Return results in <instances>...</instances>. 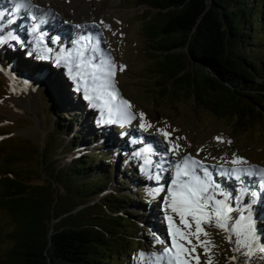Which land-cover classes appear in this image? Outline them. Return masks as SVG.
Listing matches in <instances>:
<instances>
[{
	"label": "trees",
	"instance_id": "16d2710c",
	"mask_svg": "<svg viewBox=\"0 0 264 264\" xmlns=\"http://www.w3.org/2000/svg\"><path fill=\"white\" fill-rule=\"evenodd\" d=\"M139 1L146 7L140 21L147 48L173 87L168 91L164 81L154 88L148 77L133 74L141 103L150 107L178 95L196 109L237 120L238 129L264 121V0ZM46 99L53 119L43 150L33 149L39 175L0 171V209L15 224L8 235L15 248L0 264H129L148 244L135 236L127 209L133 198L123 193L128 184L118 181L107 193L117 176L108 170L111 155L89 151L92 135L82 124L75 130V118L65 120L70 110L57 91ZM59 153L69 155L62 166L53 160ZM34 177L44 183L33 184Z\"/></svg>",
	"mask_w": 264,
	"mask_h": 264
},
{
	"label": "rangeland",
	"instance_id": "374dc122",
	"mask_svg": "<svg viewBox=\"0 0 264 264\" xmlns=\"http://www.w3.org/2000/svg\"><path fill=\"white\" fill-rule=\"evenodd\" d=\"M28 2L37 4V7L42 8L45 14L51 13L49 17L51 21L57 20L61 26H69L73 30L77 29V25H79L80 28L92 31V33L96 32L101 36L104 49L100 53L96 52L97 54L92 53L89 49L90 54L86 55L96 54L99 59L93 61L94 63H99L101 59H106L109 56L113 58L117 65L116 88L120 96L133 105L131 111L137 118L131 124L124 126L119 123L98 124L97 121L101 119L99 110L89 106V102L84 99L82 89L79 92L76 91V84L68 76L66 67H63V71L59 72L51 66L52 64L42 61L40 64H30L26 59L24 60L29 56L28 40H26L27 45L19 46L17 44L13 48L12 45L2 47L0 44V69H3L1 73L4 76L9 72L23 83L27 80V92L29 89L31 93L27 101H19L16 97L15 87L10 80L11 77L0 75V141H2L0 153L3 152L4 155L0 171L15 173L13 169L16 168L21 173L20 175L23 173L28 174V177L39 175L38 156H35L33 149L36 152L43 150L53 119L47 112L48 101L46 98L47 95L54 98L57 91L64 104L67 105V107L64 105V108L70 110L67 113L64 112L65 120L68 122L75 118L77 122L75 130L81 126L80 120L83 121L87 132L92 135L93 141L88 146L89 151L98 148V152H107L111 155L112 163L108 170L110 169L111 173L117 174V176L110 184L111 187L107 193L117 186L118 181L125 180L128 184L123 193L132 195L133 198L127 209L131 214V219L137 224L135 236L144 244H148L146 250H136L133 253L129 264H149L147 258L139 256L140 252L148 254L162 252L165 247L171 245L165 214L162 211V200L166 193H160L155 199L150 195L152 190L160 185L170 186V179H162L158 184L155 179L149 180L145 173L150 168L153 176L159 171L162 176L168 174L170 177L174 171L172 162L179 159L173 153L165 155L166 149L171 145L160 135L158 130L165 129L171 133L172 142L180 145L181 156L191 154L195 160L202 162L203 167L209 168L213 176H219V172L222 171L220 173L222 175L224 170L230 173L233 167L246 168L251 165L264 167V126H259L260 124L264 125V121L260 120V124L255 121L250 128L244 122L243 129H238L237 120L233 122L232 119H222L211 111L196 109L190 99H184L178 95L176 97L169 95L167 99L157 101L150 107L141 103L131 79L133 74H138L142 78L148 77L154 88L157 87L156 82L166 81L165 75L160 73L159 61L161 59L155 56L151 57L147 48L148 39L142 32V22L140 21L146 16V7L141 1L28 0ZM101 21L104 23L101 24ZM76 34L77 31L74 35ZM88 37L91 41V35L88 34ZM2 49H6L7 54ZM259 53L264 55V49L260 48ZM119 66H124V70L120 71ZM3 78L9 83L10 89L9 87L7 89V83ZM166 88L170 92L173 90L171 81H166ZM130 93H134V98ZM68 101L70 104L67 103ZM140 112L145 114V122L151 124L148 131L139 128ZM245 130L246 132H244ZM130 134L138 138L134 142L129 138L126 144L124 139ZM217 137L220 139L218 140ZM144 141L145 143L150 142L153 147L152 152H148L151 153L150 156L156 152L155 157L148 160L151 161V164L147 167L144 160L145 154L143 155L145 151L138 149L141 147V142ZM48 142L51 144L50 139ZM131 143L135 144L132 146L134 148L132 152L131 148H128V146L131 147ZM28 148L32 150L33 157L29 155ZM134 152H140L142 155L137 157ZM68 157L69 155L59 153L53 160H58V165L62 166ZM15 158L17 160L12 164L11 161ZM234 158H243L248 163L233 165L231 161ZM101 163L106 165L105 161ZM161 165L163 170H161ZM142 167L145 168V172L141 171ZM36 171L37 173H34ZM199 174L203 175L202 169L199 170ZM22 177L24 176L22 175ZM43 178L36 179L34 177L32 183L43 184ZM234 181L236 185L232 181V185L219 186L221 190H227V193L231 195L230 201L233 206L239 207L237 206L238 202L242 199L246 203L247 196L244 194L249 193L243 191V195H240L241 193L238 192L239 181L235 179ZM227 183L228 179L224 181V184ZM252 183L254 184V181ZM255 183L258 185L257 181ZM231 190L233 192H229ZM1 192L2 187L0 186ZM260 204L261 201L257 206L252 204V210L255 211L257 235L264 238V216H262ZM241 214V211L238 212L234 220L238 219ZM175 219L178 222V217ZM14 228L15 224L11 214L0 209V263L4 262L8 254L15 248V241L8 237ZM143 230L147 231L148 240L145 239L146 235L143 234ZM207 231L210 233V239L216 245L212 250V264H264V256L259 251V243L249 257L242 254L243 249L240 252L233 251L234 245L228 242V234L223 230L211 227ZM155 237H159V240L164 243H157ZM263 238L262 243H264ZM198 251L202 253L201 249ZM233 255L237 257L236 261L230 259ZM206 259L207 257L201 254V264H205Z\"/></svg>",
	"mask_w": 264,
	"mask_h": 264
},
{
	"label": "snow or ice",
	"instance_id": "6c2138e0",
	"mask_svg": "<svg viewBox=\"0 0 264 264\" xmlns=\"http://www.w3.org/2000/svg\"><path fill=\"white\" fill-rule=\"evenodd\" d=\"M14 5L17 13L30 6L28 0H20V2L14 0ZM2 18L3 13L0 12V19ZM31 18L33 21L36 20L34 15ZM77 27L80 26L77 25ZM39 30L40 25L34 24L33 32H39ZM0 31H3L2 27H0ZM9 39L22 44L19 37L13 34H9L7 37L0 35V44L8 43ZM89 40L90 37L81 36L79 41L74 42V44H80L79 47H74L71 51L59 49L56 63H62L68 69V76L76 84V91L79 92L82 89L84 99L89 102V106L99 110L101 119L97 121L98 124L119 123L121 126L131 124L137 117L131 111L133 105L123 99L116 88L117 65L111 56L101 59L99 63H94L95 55L87 56L88 45L80 43ZM43 41L44 36L41 34L36 43L40 44ZM58 41L59 37L52 39L53 43ZM90 50L93 53L99 51L97 47ZM47 51L51 53L53 49L47 48ZM43 58L48 59L49 57ZM119 70L123 71L124 66H119ZM24 83L28 84V81L25 80ZM139 118L141 121L139 128L148 131L151 124L145 122L146 117L143 112L139 113ZM158 131L171 145L166 149L165 155L173 153L179 157L172 162L174 175L171 178L170 186L160 185L150 194L155 199L160 193H166L162 200V211L165 214L171 245L165 247L162 252L151 254L140 252L139 256L147 258L149 264H201V254H203L207 257L205 264H212V250L216 245L210 239L207 229L215 227L228 234L227 239L234 245V252H240L243 249L242 254L250 257L259 242L252 205H246V214L242 213L238 219L234 220L232 217L233 207L230 203L231 195L220 190V186L209 179L208 169L203 167L201 161L195 160L191 154L180 155V145L172 142L170 132L165 129ZM217 139L220 138L217 137ZM134 155L140 157L142 153L137 152ZM231 163L243 165L248 162L243 158H234ZM150 164L151 161H145L146 167ZM200 169H202L203 175L199 174ZM161 170H163L162 165ZM141 171L145 172V168L142 167ZM145 174L149 180L155 179L158 184L163 179L159 171L153 176L150 168ZM230 174L237 181H242L245 175L259 174L262 183H264V169H257L256 166H250V169L233 167ZM217 195L222 198L217 199ZM251 196L255 198L256 193L252 192ZM176 217H178V222ZM155 239L157 243H164L159 240V237H155ZM198 249H201L202 253ZM259 250L264 252V243H260ZM230 259L236 261L237 257L233 255Z\"/></svg>",
	"mask_w": 264,
	"mask_h": 264
},
{
	"label": "bare ground",
	"instance_id": "6f19581e",
	"mask_svg": "<svg viewBox=\"0 0 264 264\" xmlns=\"http://www.w3.org/2000/svg\"><path fill=\"white\" fill-rule=\"evenodd\" d=\"M10 2H11V0H4V1L0 0V9L6 11V13H8L9 10H10V7H12V5H10ZM41 3H42V1L40 2V4ZM29 5H30L28 7L29 10H34L35 13L38 15V17L40 19L39 24L43 27V33H42V35L44 36V41L51 42L50 47H47V48H52L53 51L51 53H49L47 51V49L45 48L44 44H42V43L37 44L35 42L33 45L31 44L30 40H33V39H31V37H28L27 36V31H28L27 28H28L29 22L26 19H24V22H25V26L27 25V28H25V26L23 28H21V27H18V28L10 27V30H13V35L19 37V39L22 42V44L21 43H17L16 41H13V40H10L9 39L8 43L1 44V46H3V47L4 46H9L10 47V45H12V48L15 47V45H17V44H19V46H21V45L23 46V45H27L26 44V40H28L29 41V44L27 46L29 48L28 50H29V53L30 54H29L28 58H24V60L26 59L27 62H29L30 64H40L42 62L48 63L50 65L52 64L51 66L54 69H56L57 71L61 72V71H63L62 68L65 67V66L62 63L61 64H57L56 63V57L58 55V50H59L58 47L63 46V47H65L64 49L67 50V48L69 47V46L67 47V45L69 43H72L73 42V39H75V37H81V36H87L88 37V34L86 35L85 30H82L81 33L74 35L75 34V31H73L74 29L72 30L69 26H64V25L61 26V24L57 20L51 21V19L49 18L51 16V13H48V14L46 13L45 14V11H43L42 8L37 7V4L29 3ZM56 19H58V18H56ZM0 27L3 28V31H0V35H3L5 37H7L9 35V31H10L8 29V26L5 25L4 23H0ZM55 37H59V41L56 42V43H53L52 42V39L55 38ZM86 44H89L88 45L89 49H91L93 47H97L99 49V47L96 45V43H94L92 40L91 41L90 40L89 41H86ZM46 45L49 46V44H46ZM2 51H5L6 54L8 52L6 49H2ZM25 51H26V49H25ZM100 51H102V49H99V51H97V52L100 53ZM87 52L89 53V51H87ZM96 54H93L96 57V59L94 61H97L99 59V57ZM45 56H47L49 58L48 59H44L43 57H45ZM89 57H91V56H89ZM36 69H38V68H36ZM8 73H6L5 75L11 77L10 80L12 81L13 86L15 87L17 99L19 101H21V102L27 101L28 98L30 97L31 93H30V90L29 89H28L29 92H27L26 84L23 83V82H21L19 79L13 77L10 73H9V75H7ZM67 74H68V72H67ZM58 76H59V74H58ZM129 138L132 140V142H134V140L137 139L138 137H135V135H133V134L131 135L130 134L129 136L125 137V139H124L125 142L126 141L128 142V139ZM127 142H126V144H127ZM134 145H135L134 143H131V145H130L131 146L130 147L131 148V152L134 150V148L132 147ZM140 146L141 147L138 148V149L140 151H143V152L148 147L147 154H149L148 152H152V150H153V147H152V145H150V142H147V143H145V141H144V143L141 142V145ZM118 147H120V146H118ZM134 153H136V152H134ZM144 154L145 153H143V155ZM147 156H149V155H147ZM207 169H208V172L210 174L209 179L213 180L215 184L220 185V186L223 185L224 187H226L228 185H232V181H233L234 184L236 185V183L234 181V177L229 173V171H226L222 175H220V173H222V171H221L218 174L219 176H216V175L213 176V173L210 172L209 168H207ZM173 175H174V171L172 173V176ZM172 176L169 177L168 174H166V175L164 174L163 175V179H170V181H171ZM227 179H228V183L227 184H224V181L227 180ZM252 181H254V184L252 183ZM255 181H257V180H255L254 177L249 178V179H246L245 176L243 177L242 181H239V183H238V187H239L238 192L241 193L240 195H243V191L244 192H248L250 195L249 194H244V196H247V202L244 203V200L241 199V201L238 202L239 205H237L239 207L233 206V204L230 201V203L232 204V207H233V212H232L233 219L237 217L238 212H240V211H241V213L246 214L245 213V206L246 205H248V204H251L252 205L253 204V205L257 206L260 201H261L260 210L263 213L262 216H264V209H263L264 208V190H263L264 189V183H260L259 186H258L255 183ZM254 186L256 188H253ZM261 190H262V192H261ZM225 192H227V190ZM229 192H233V191L231 190ZM252 192H255L256 193V197L255 198H253L251 196V193ZM221 198L222 197H220L219 195H217V199H221ZM252 212H253V217H254L255 211L252 210ZM254 219H255V217H254ZM257 236L260 238V240L258 242L259 243L258 245L260 246V243H262L263 236H261V235H257ZM263 241H264V238H263ZM262 253H263V256H264V252H262Z\"/></svg>",
	"mask_w": 264,
	"mask_h": 264
},
{
	"label": "water",
	"instance_id": "95a60500",
	"mask_svg": "<svg viewBox=\"0 0 264 264\" xmlns=\"http://www.w3.org/2000/svg\"><path fill=\"white\" fill-rule=\"evenodd\" d=\"M0 75H2V77L5 76V75L3 76V74L1 73V71H0ZM3 79H4V78H3ZM4 80H5V79H4ZM5 81H6V80H5ZM9 81H10V80H9ZM6 83H7V89H8V87H9V83H8L7 81H6ZM10 88H11V87H9V89H10ZM3 136H4V134L2 135V137H3ZM0 142H1V141H0Z\"/></svg>",
	"mask_w": 264,
	"mask_h": 264
}]
</instances>
